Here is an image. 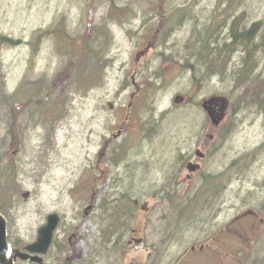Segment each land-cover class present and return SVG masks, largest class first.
<instances>
[{"label": "rangeland", "instance_id": "1", "mask_svg": "<svg viewBox=\"0 0 264 264\" xmlns=\"http://www.w3.org/2000/svg\"><path fill=\"white\" fill-rule=\"evenodd\" d=\"M230 1L224 13L228 0H113L126 9L118 21L109 18L106 0L96 2L95 13L86 10V0H0V37L15 43L0 46V187L12 186L0 211L12 247L34 243L56 214L43 264H135L144 259L141 249L124 257L132 238L187 249L252 212L262 222L243 217L240 227L262 231L242 264H264V107L250 108L230 75L195 77L206 63L190 59L185 48L221 14L229 15L228 24L241 16V27L264 21V0ZM167 19L171 24L163 28ZM61 21L78 41L90 26L109 36L99 86L83 92L72 79L51 87L66 60L46 32ZM38 35L44 37L33 52ZM243 56L231 53L229 68ZM226 57L217 62L223 66ZM256 72L264 76V47ZM54 97H60L56 108ZM211 98L221 99L213 105L217 111L224 107L218 128L201 108ZM207 148L202 171L190 182L182 162ZM206 179L214 184L197 200ZM112 209L130 214L113 246L103 243ZM153 252L146 264H160L161 252Z\"/></svg>", "mask_w": 264, "mask_h": 264}, {"label": "trees", "instance_id": "2", "mask_svg": "<svg viewBox=\"0 0 264 264\" xmlns=\"http://www.w3.org/2000/svg\"><path fill=\"white\" fill-rule=\"evenodd\" d=\"M97 1L98 0H86V10L95 13V4ZM102 1L105 0H101V2ZM106 1L109 2V18L121 21L125 16L126 9L116 8L113 0ZM228 4L227 10L232 6V2L228 0ZM167 22L171 24V22L167 19L161 20L160 25L162 27H166ZM46 34H49L53 38H55L57 54L60 57H64V59L66 60L63 72L52 82V88L56 89L61 85H67L72 79L76 82L77 88L82 90L83 92L100 85V74H103V71L105 70L106 62L104 61V59L110 46V38L102 27L90 26L87 35L85 37H82L80 41L72 38L66 32L62 21L57 22L55 24V28L52 31H50L49 29ZM43 37V35H38L33 39V42L31 43L33 52L36 51L38 45L41 43L40 40ZM158 38L159 35L156 37H152L151 40L154 41ZM166 38L167 34H163L160 37V41L164 42ZM14 44L15 43H13L11 39L0 37V46L9 47ZM234 50V47H232L230 54ZM217 60H219V57H217L215 63H219L220 66H217L216 64L215 65L217 67H221V63L217 62ZM245 64H247V62ZM249 76L251 75L249 74ZM262 95H264V88L257 91V97L259 100L261 99V102L258 101L257 103V107L259 108L264 107V98L262 97ZM133 97H135V95H133ZM54 98L58 99L55 102V105H53L54 108H56L58 107L57 102L59 101L60 97ZM12 119V122L14 123V116ZM12 134L13 137H15L16 133L12 132ZM9 162L11 163V160H9ZM11 187L12 186L9 184L0 187V208H5V204L9 202L12 195ZM129 215L130 214H123L119 209H112L110 211V214H108L106 217V223H109V226L103 235V243L105 245L111 242L110 245L112 244L113 246L112 239L116 234V230L118 231L120 228L124 227L125 221L127 222V218L129 217ZM115 244L116 245H114V248H112V250L115 249V251H117L120 248V244Z\"/></svg>", "mask_w": 264, "mask_h": 264}, {"label": "bare ground", "instance_id": "3", "mask_svg": "<svg viewBox=\"0 0 264 264\" xmlns=\"http://www.w3.org/2000/svg\"><path fill=\"white\" fill-rule=\"evenodd\" d=\"M226 8L223 9L224 13L228 12ZM225 15L221 14L217 17V21L208 25L195 40L187 41L185 48L188 55H190V59H197L206 63L207 70L204 73H195V77L207 79L219 76L223 80L230 75L233 78V86L242 96V100L251 108L258 105L257 91L264 88V76L256 72L258 57L262 47H264V21H257L252 23L251 26L241 27V16L234 18L228 24L229 15ZM232 47L235 49L232 53L238 51L244 56L240 58L236 65L234 64L232 68H229V61L231 60L229 56ZM222 54H227L226 59L222 60L224 65L223 67L222 65L217 67L215 65L216 59L217 57L220 58ZM246 62L247 64H245ZM186 66L190 70L193 68V65H189V63H186ZM196 81L199 80L196 79ZM214 180L216 179L214 178ZM214 180H205L196 193L197 200H204L209 195ZM262 207L264 209V205ZM183 216L182 211L181 217Z\"/></svg>", "mask_w": 264, "mask_h": 264}, {"label": "flooded vegetation", "instance_id": "4", "mask_svg": "<svg viewBox=\"0 0 264 264\" xmlns=\"http://www.w3.org/2000/svg\"><path fill=\"white\" fill-rule=\"evenodd\" d=\"M207 108L212 117L210 123L218 128L220 124L218 121H215L213 117L217 112H221L223 108H219L218 111L212 105ZM217 115L219 116V114ZM211 139H213V137H211ZM207 157L208 148L203 150L199 149L194 153L192 158L182 163L184 165V170L188 172L186 177L190 182L194 176L202 171L201 162ZM135 206H137V203ZM91 208L92 207H89V209ZM142 210L146 213H150V208L147 205H144ZM253 217L258 218V221H261L257 214L254 213ZM243 225L241 223H228L225 226L215 229L210 237L204 241L196 243L187 249L179 245L166 243L158 245H149L144 244L143 242L137 243L141 240L132 238L127 244L126 249L128 252L125 253L124 257H132L135 252L134 250L141 249L140 257L144 259L140 261L135 260V264H146L147 262H150L148 259L155 256L153 251L157 249L161 252L158 254L160 257V264H242L249 257V253L252 251V248L256 243L255 241L260 238L261 234L259 232L262 231V229L254 227H240ZM173 246L177 247V253L173 255L167 254L166 247ZM62 263L67 264L66 261ZM130 263L131 261L126 262V264Z\"/></svg>", "mask_w": 264, "mask_h": 264}, {"label": "water", "instance_id": "5", "mask_svg": "<svg viewBox=\"0 0 264 264\" xmlns=\"http://www.w3.org/2000/svg\"><path fill=\"white\" fill-rule=\"evenodd\" d=\"M205 108V106H203ZM27 197V195H25ZM59 222L57 215H50L47 219V224L42 227L38 232L37 241L25 248L27 253H21L17 250L14 251V255L9 259V245L7 241V221L0 214V264H14V261L19 258L23 261L30 259L34 263L41 264L42 260L32 255H45L51 244V239L54 230Z\"/></svg>", "mask_w": 264, "mask_h": 264}]
</instances>
